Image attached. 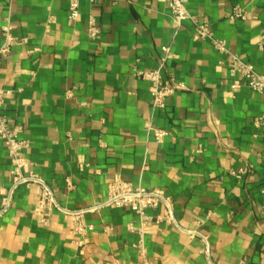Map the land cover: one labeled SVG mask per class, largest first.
<instances>
[{
  "label": "crops",
  "instance_id": "obj_1",
  "mask_svg": "<svg viewBox=\"0 0 264 264\" xmlns=\"http://www.w3.org/2000/svg\"><path fill=\"white\" fill-rule=\"evenodd\" d=\"M79 2L71 21L68 0H0V46L7 20L24 39L2 55L0 87L3 113L23 127L28 171L71 210L104 202L116 178L170 197L177 225L144 231L150 264H264V95L233 89L211 41L195 39L190 20L176 29L165 1ZM235 6L246 19H227ZM187 8L264 74V0H189ZM162 47L171 51L163 77L184 89L160 110L134 70L158 68ZM148 123L169 135L156 142ZM11 167L0 139V188L10 186ZM36 203V187L22 185L0 215V264H143L130 209L86 213L93 230L80 246L62 211L38 224Z\"/></svg>",
  "mask_w": 264,
  "mask_h": 264
},
{
  "label": "built area",
  "instance_id": "obj_2",
  "mask_svg": "<svg viewBox=\"0 0 264 264\" xmlns=\"http://www.w3.org/2000/svg\"><path fill=\"white\" fill-rule=\"evenodd\" d=\"M11 1V0H7ZM167 3L171 12L173 26L179 29L183 23L190 20L194 25V38L197 40H210L214 49L222 56L220 65L227 69L229 76L233 79L231 87L238 89L245 84L256 93L264 95V74L258 73L254 66L247 63L240 55L231 50L226 40H220L214 37V33L207 21L198 20L187 8L189 0H163ZM69 13L68 18L76 21L80 16L79 0H68ZM247 10L240 6H235L227 13L229 21L244 20L247 18ZM88 36L96 40L101 34L98 26L97 17L93 14L88 16ZM3 43L0 46V59L2 55L9 52L10 49L24 41L14 33V26L7 20L1 28ZM164 56L161 59L160 66L156 69L134 70V75L148 81L151 85V97L153 107L163 110L167 107L169 98L179 90L184 89V85L175 81L174 78L165 79L163 77L164 62L171 57L169 47H162ZM8 92L0 87V139L5 145L8 157L11 161V184L9 187L0 188V215L6 213L12 205L13 197L19 186H35L37 203L34 209L36 221L41 226H46L51 221L53 211L58 209L65 213L71 221V234L75 237L76 243L80 246L85 244L87 235L93 230V226L84 220V215L93 212L101 207L128 208L139 219V227L132 223L128 224L130 231L136 230L139 235L137 247L143 257V264H150L147 261L146 250L144 247V231L151 223L164 222L168 225H177L174 217L173 201L170 197L159 190H149L142 186H133L121 178H116L110 185L107 199L95 206L83 209H66L59 206L51 187L37 174L28 171L30 166L29 159L25 154L28 142L22 140L20 135L23 131L22 125L11 124L10 119L3 113V106ZM67 96H72V91H67ZM147 129L152 132L156 142H162L168 135L166 129L156 128L147 124ZM68 187L72 183L68 181ZM161 209V213L153 215L151 210Z\"/></svg>",
  "mask_w": 264,
  "mask_h": 264
}]
</instances>
